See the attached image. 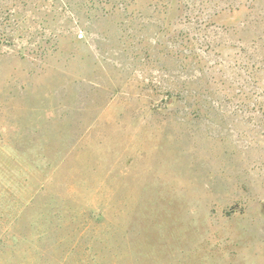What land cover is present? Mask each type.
Wrapping results in <instances>:
<instances>
[{
	"label": "rangeland",
	"instance_id": "rangeland-1",
	"mask_svg": "<svg viewBox=\"0 0 264 264\" xmlns=\"http://www.w3.org/2000/svg\"><path fill=\"white\" fill-rule=\"evenodd\" d=\"M0 264H264V0H0Z\"/></svg>",
	"mask_w": 264,
	"mask_h": 264
}]
</instances>
